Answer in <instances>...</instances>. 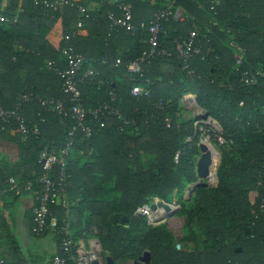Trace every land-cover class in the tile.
I'll return each mask as SVG.
<instances>
[{
    "label": "trees",
    "instance_id": "1",
    "mask_svg": "<svg viewBox=\"0 0 264 264\" xmlns=\"http://www.w3.org/2000/svg\"><path fill=\"white\" fill-rule=\"evenodd\" d=\"M44 1L23 0L19 10V0H9L5 7L0 0V14L8 19L0 21V104L5 108L16 104L19 92L12 80H19V71L25 72L27 80L22 94L66 100L58 72L49 62L63 68L60 49L72 45L91 60L104 80L102 85L96 79L81 85L85 106L90 109L109 101L112 91L117 95L115 105L135 121L125 124L105 116L91 139L75 137L72 150H83L88 157L81 164L77 158L70 159L67 165L68 215L74 240L98 237L104 253L116 261H135L150 250L151 264H264V0H247V4L220 0L216 14L211 0H72L87 8L88 17L75 6L54 10ZM92 2L98 4L93 10L89 8ZM119 3L131 5L137 26L170 4L185 13L184 20L164 22L160 47L171 55L158 56L143 66L142 79L152 82L149 97L132 95L136 81L125 63L115 65L118 47L129 42V37L137 35V47L120 55L124 61L149 49L146 30L137 28L133 33L119 28L109 35L108 14L119 13ZM80 20L82 28H78ZM191 31L198 34L200 53L184 69L176 40ZM67 34L70 39L64 38ZM235 44L247 50L240 68ZM244 70H261L263 75L255 84H246L241 79ZM188 93L195 94L203 111L220 123L225 139L220 146L217 185H197L190 198L184 191L198 178L196 156L203 118L182 119V98ZM23 114L29 124L39 123L42 133L24 139L15 122L5 130L0 122V138L16 143L19 149L16 161L6 162L4 168L0 164V191H8L12 176L21 185L36 183L43 171L42 152L49 147L59 149L68 141L71 119L44 110L36 97L24 103ZM150 156L153 159L145 164L143 159ZM59 173L56 166L55 179ZM174 190L185 228L190 229L179 239L165 223L153 226L145 216L134 215L138 206L153 197L172 202ZM254 191L257 196L252 200ZM52 211L57 217L55 231L49 225L35 234L54 231L60 243L64 235L58 230L66 209L53 205ZM116 212L129 215L130 222L114 223ZM188 243L194 244L192 250ZM12 244L18 248L14 236Z\"/></svg>",
    "mask_w": 264,
    "mask_h": 264
},
{
    "label": "built area",
    "instance_id": "2",
    "mask_svg": "<svg viewBox=\"0 0 264 264\" xmlns=\"http://www.w3.org/2000/svg\"><path fill=\"white\" fill-rule=\"evenodd\" d=\"M211 9L214 13H217L216 7L220 4V0H211ZM46 6L52 7L54 10H58L60 6L71 5L79 9V11L86 17L89 16L87 8L72 0H45L43 2ZM120 12L111 11L108 14L109 35L113 31L119 28H126L131 32H136L137 28L146 30L148 32L149 49L144 51L138 58L124 61L122 56L115 59V65L126 64L128 71L132 74V80L136 81L132 87L131 93L135 97H149L151 95V89L149 85L152 83L150 79H142L144 76L143 66L151 63V61L162 55H171L166 48L160 47V35L164 30V22L170 18L184 20L185 13L182 8L174 7V5H168L166 8L160 9L154 14V17L149 21H143L139 26L135 25L132 21V8L131 5H125L119 3ZM2 14H0V21H7ZM84 22L80 20L78 22V28H82ZM70 34L64 36L65 39H70ZM198 34L196 31H191L185 38L176 40V51L178 57L182 63L184 69L190 67L191 60L200 53V49L196 45ZM237 52L235 53L237 68H240L245 60L246 48L235 44ZM63 57L64 67L60 68L58 63L51 61L49 64L54 66L55 70L62 81L61 89L66 100L55 99L52 97L33 96L31 93H25L18 97L16 104L12 108H5L0 104V122L1 128L6 129L12 123H16L24 139H27L30 135L38 137L41 135L42 130L39 123H28L27 118L23 114L24 103L31 101L32 97H36L46 111L57 112L62 117L70 118L72 126L68 132L67 144L59 149H46L41 154L40 163L42 166V173L38 176L35 182L28 181L26 184L21 185L18 183L15 177L8 179V191L16 194H21L23 191H30L36 193V202L33 207V222L35 224V230L39 234L45 229L56 224V217L53 215L52 206L61 205L66 209V216L63 219V224L59 228V233L64 236L59 243L60 252L53 258V264H92L94 260H99L100 264H105V261L101 255L104 253L101 243L96 239L82 238L79 241H75L72 236V229L69 222V194L67 186V165L68 157L70 156L75 137L82 135L84 140H89L93 137L96 126L103 125V119L105 116H111L117 118L122 123L133 124L134 120L125 117L122 110L115 105L117 102V95L114 92H110V100L104 103H100L94 108H87L83 100V92L81 85L89 80L98 81L99 85L104 84V80L99 77V71H97L91 65V60L84 54L77 52L74 46H64L60 49ZM89 65L88 68L83 71V67ZM191 72V70H190ZM261 70H244L241 74V79L246 84H252L258 76H262ZM142 79V80H141ZM257 82V81H256ZM183 102L185 106L190 109H198L200 106L197 103V97L194 94L184 95ZM243 102H241V105ZM203 110H200V112ZM201 112V113H202ZM201 115V114H199ZM198 114L196 116H199ZM202 119L201 121H203ZM41 122H44V118L41 117ZM167 127L171 126V121L168 120ZM216 139L221 143H225V139L222 136L220 129L217 132ZM207 141V140H206ZM175 160L178 162L179 153H176ZM59 167V178H54L55 167ZM38 189L35 191V189ZM162 200L159 197H153L151 200L143 203L135 209V216L147 217V222L150 225H158L166 216L174 213L177 209H180V204L174 203V208L167 211L163 206H157L154 210L152 204H158ZM164 201V200H163ZM166 202V201H165ZM172 204V203H168ZM56 226V225H55ZM54 228V226H52ZM88 242V243H86ZM176 247L180 250L182 248L180 243L176 244ZM0 264H6L5 259L0 258Z\"/></svg>",
    "mask_w": 264,
    "mask_h": 264
},
{
    "label": "crops",
    "instance_id": "3",
    "mask_svg": "<svg viewBox=\"0 0 264 264\" xmlns=\"http://www.w3.org/2000/svg\"><path fill=\"white\" fill-rule=\"evenodd\" d=\"M8 1L9 0H2V6H7ZM22 2L23 0H19V5H20L18 7L19 10L21 9ZM243 3L247 4L248 1L244 0ZM97 6L98 4L96 2H92L89 4V8L92 10L97 8ZM63 7L60 6L58 9H61ZM136 38L137 35L135 38L129 37L128 39L129 42H125L123 45L119 46L117 56L124 55L125 53L135 50V46L137 47ZM49 66L51 65L49 64ZM17 78L19 80H12V81L16 86V90L19 92L17 96L19 97L20 95H22L21 92L22 87H24V85L27 83V80H25L26 79L25 72L19 71V75ZM119 78L120 77H117V79ZM189 94H193V93H188L186 95ZM90 95L94 97L92 91H90ZM183 100L184 99H182V107L184 111L182 112L194 111V116H195L196 109L193 110L188 109L185 106L186 105L185 101L183 102ZM199 110H203V109L200 107ZM18 150L19 149L16 143L4 138H0V155L1 154L5 155L4 156L5 160H3V158L2 159L0 158L1 167L3 168L7 167L8 164H6V162L8 161H12V162L16 161L19 155ZM85 154L86 153L83 150L81 151L72 150L70 156L68 157V161L74 158H77L78 160L84 159L86 156ZM77 165L79 166V164ZM7 192L10 191H0V258L5 259L6 264H53L54 256L60 252L59 242L56 238V235L53 233L56 229L55 225L57 224V217L55 218L56 224L52 225L54 226V228H52L54 230L53 232L50 231L48 234L44 236L37 235L38 233L35 230V224L33 223L31 218V215L33 216V207L36 202V193L34 191L33 192L23 191L21 194L15 193L16 195L20 196L17 199L13 195L8 194ZM256 196L257 193L255 191L251 193L252 200H254ZM167 227L169 228L168 225ZM173 234L176 237V234L174 232ZM13 236L17 240V245H18L17 249L16 246L12 244ZM92 238L98 240L101 243L98 237H93V236L87 237V239H92ZM188 245L190 246L189 250H192L194 248L193 243H188ZM107 255L109 254L105 253L102 255L104 261ZM116 262L123 263V261H116ZM130 262L133 261L129 260V263Z\"/></svg>",
    "mask_w": 264,
    "mask_h": 264
},
{
    "label": "rangeland",
    "instance_id": "4",
    "mask_svg": "<svg viewBox=\"0 0 264 264\" xmlns=\"http://www.w3.org/2000/svg\"><path fill=\"white\" fill-rule=\"evenodd\" d=\"M3 7H5V6H3ZM259 78H260V76H258L257 79L252 84H255L256 81L259 80ZM220 84L223 85L224 83L220 82ZM181 111H184V110H181ZM201 112H200L199 108L195 110L196 115L201 114L199 116H202L204 113H208L205 111H203L202 113ZM181 117H182V119H188V118L194 117V111L193 112H191V111L182 112ZM203 119H204L203 121H200L203 126H200V130L202 133L199 135V144L201 142H204V143L209 142V144H211L213 146V148H215L220 153V155H219L220 157L219 156L214 157V155H213V162H214V159L217 160L215 166L213 165L214 163L212 164L213 166H211V171L213 173H215L214 180H212L210 177L205 178L202 181L203 182L202 185L206 184L209 187H215L218 183V170H219L220 165L222 164V154H221V150H220L221 143L217 142L218 140L216 139V136H217V132L219 129L222 132V128H221L220 123L210 116L206 119L205 118H203ZM188 140H190V138H188ZM206 140H207V142H206ZM4 156H5L4 154H1L0 158L1 159L3 158V160H5ZM200 156H201V152L196 156L197 157L196 158V168H197V163H198ZM86 157H88V156L86 155L85 158ZM84 159H81V163L84 162ZM152 159H153V156L152 157L150 156V157H145L143 160H144L145 164H148L150 162V160H152ZM197 177L198 178H197L196 182H194L193 184H190V185H188V187H186V189L184 191L185 197H188V198L191 197V194H192L193 189H194L193 186L200 181V177L198 175H197ZM113 181H114V178H112V182L110 184H113ZM178 198H179V196L177 195L176 191L174 190L172 193V202H167L166 200H164L162 198H160V199L166 201L167 203H172L171 205H174V203L177 202ZM179 210L180 209H177L174 213L170 214L169 216H166L164 218V220L161 221V223H165L166 225L169 226V228L176 234V238H180L184 234L190 232V229L186 230V228H185V216L182 215ZM161 223H159V224H161ZM182 249H183V246H182ZM123 263L127 264V263H129V261L125 260V261H123Z\"/></svg>",
    "mask_w": 264,
    "mask_h": 264
},
{
    "label": "water",
    "instance_id": "5",
    "mask_svg": "<svg viewBox=\"0 0 264 264\" xmlns=\"http://www.w3.org/2000/svg\"><path fill=\"white\" fill-rule=\"evenodd\" d=\"M209 114L204 113L202 115V118H208ZM201 156L197 163L196 172L197 175L200 177V181L193 186L195 188L197 185H201L203 182V179L208 178L211 175V166L213 164V154L210 151L208 145L204 142H201L199 144ZM157 206H163L167 211L171 209V206L163 200H160L158 204L153 203L152 209H156ZM123 222H130L131 218L129 215H124L122 212H116L113 215V222L117 223L118 221ZM101 255H103V252H101ZM153 260V254L151 251L145 250L142 255L139 256V258L133 262H130L128 264H150ZM106 264H123V263H117L113 256L107 255L105 257ZM92 264H100L99 260H94Z\"/></svg>",
    "mask_w": 264,
    "mask_h": 264
},
{
    "label": "bare ground",
    "instance_id": "6",
    "mask_svg": "<svg viewBox=\"0 0 264 264\" xmlns=\"http://www.w3.org/2000/svg\"><path fill=\"white\" fill-rule=\"evenodd\" d=\"M207 142V141H206ZM207 145H208V147H209V149H210V151L212 152V154L214 155V157L215 156H219L220 155V153L215 149V148H213V146L211 145V144H209V142H207L206 143ZM220 157V156H219ZM220 161V160H219ZM216 162H217V160L216 159H214V166H215V164H216ZM212 165V166H213ZM214 170V169H213ZM212 180H214V178H215V173H213L212 171H211V175L209 176ZM169 206H171V208L173 209L174 207L172 206V205H170L169 204Z\"/></svg>",
    "mask_w": 264,
    "mask_h": 264
}]
</instances>
